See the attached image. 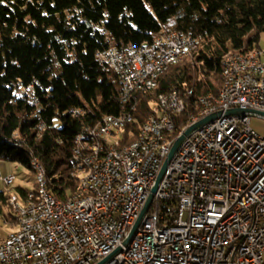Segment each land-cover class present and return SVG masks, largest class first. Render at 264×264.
Wrapping results in <instances>:
<instances>
[{
	"label": "built area",
	"instance_id": "1",
	"mask_svg": "<svg viewBox=\"0 0 264 264\" xmlns=\"http://www.w3.org/2000/svg\"><path fill=\"white\" fill-rule=\"evenodd\" d=\"M158 36L157 45L114 47L106 56L97 54L100 67L117 74L122 101L139 84L129 80V73L148 75L149 85L153 71L194 40L182 33L172 41ZM34 94L35 88L25 90L20 83V97L37 104ZM232 94L231 109L264 111V47L256 62H240ZM173 109H181L178 102ZM173 122V110L163 122H154L158 137ZM103 127L115 134L114 124ZM175 141L161 155L148 147L151 155L145 163L137 162L138 151L112 155L113 166L88 159L98 165L93 174L103 176L100 189L90 192L102 195L108 181L121 183L116 201L61 208L48 197L39 210H24L20 219H28V227L22 235L6 238L0 264H68L71 256H78V264H99L118 248L122 252L105 264H264V137L251 127L250 117H220L186 140L137 230L143 240L135 234L124 245ZM89 143L90 135L82 131L81 150ZM1 181L14 183L15 175ZM92 181L93 175L83 190Z\"/></svg>",
	"mask_w": 264,
	"mask_h": 264
},
{
	"label": "trees",
	"instance_id": "2",
	"mask_svg": "<svg viewBox=\"0 0 264 264\" xmlns=\"http://www.w3.org/2000/svg\"><path fill=\"white\" fill-rule=\"evenodd\" d=\"M163 31L199 38L202 47L163 74L157 89L140 95L133 111L121 100L117 74L103 70L97 54L148 45ZM263 34L264 0H0V162L33 171L38 158L51 193L67 201L80 187L74 147L85 127L132 112L123 133L130 143L160 95L193 89L174 118L176 140L201 117L197 100L221 92L223 57L262 48ZM20 83L36 84L37 104L20 97ZM27 194L18 188L22 200ZM9 200L0 192V219L16 218Z\"/></svg>",
	"mask_w": 264,
	"mask_h": 264
},
{
	"label": "bare ground",
	"instance_id": "3",
	"mask_svg": "<svg viewBox=\"0 0 264 264\" xmlns=\"http://www.w3.org/2000/svg\"><path fill=\"white\" fill-rule=\"evenodd\" d=\"M180 34L181 33L178 32L163 31L159 35H164V41H172L176 40ZM158 43L159 36L152 43L142 46L157 45ZM132 47L139 46L132 45ZM201 47V40L199 38H194L188 50L179 51L174 57H171L169 61L162 62V69L159 71H153V77H149V85H147L148 75H136V73H129V80H134V82H139V84L132 87V90L128 93V98L122 102L130 104L132 110L134 111L140 95H145L157 89L163 74H165L172 66L177 65L186 58L190 57L194 52L200 51ZM259 50L260 48L246 54L231 52L223 57L222 90L217 96H201L197 100L199 101L197 103L201 108V117L193 118L192 124L195 123V121H199L200 119L209 116L210 113L220 111L223 105L224 109H231V103L233 102L232 90L233 83H235L236 68L240 67L241 61L256 62L259 57ZM108 51L109 49L99 52V56H106ZM34 88H36L35 83L28 86H24L22 84V89L32 90ZM194 96L195 92L193 89H189L185 95H181L178 90H173L168 94L160 95L158 104L154 106L152 114L142 126L138 137L129 144H124L122 139L125 129L134 121L132 112H127L119 116H105L102 121L95 126L85 127L82 131L83 134L90 135V143L81 150V131L75 139L74 147V151H77V155L74 153V168L80 177V187L78 192L67 201H62L51 193L48 187L45 168L40 163L38 158H33L31 164L37 175V193L28 192L27 197L24 200H22L18 195H13L12 200H10V204L19 219V224L18 230L10 233V235H22L24 228L28 227V219H20L24 218V210L31 208L32 210H39L41 205L47 204L48 197L53 199L55 204L61 208H74L75 205L83 204L99 205L106 202H115L116 198L121 194V183L108 181L107 189L102 190V195L90 192L100 189V183H103V176H100V174H93V172H98V165H93V162L88 161V159L96 158L97 164L113 166V159H111L112 155L117 157H127L130 152L138 151L137 162L145 163L148 156L151 155V148L148 147H152L153 155H161L163 147H167L170 141H174L173 134L176 129L175 121L171 125H167L164 129H161L159 137L157 125H154V122H163V120H166V114L171 110H173L174 118L175 116L183 113L187 107L188 101H190L189 97L192 98ZM177 102L178 108L181 109H173ZM37 112L40 113V110H37ZM127 117H129L128 120ZM122 122H126V124ZM104 123L114 124L115 134L111 132L110 129L103 127ZM39 129L42 130L44 128ZM117 135H120L121 140H119ZM91 175H93V181L88 184V191L83 190L88 183V180L91 179ZM12 185L13 183H6L5 186L11 187ZM136 240H143V232L136 233ZM4 247H7L6 239L0 243V248ZM68 264H78V256L69 257Z\"/></svg>",
	"mask_w": 264,
	"mask_h": 264
},
{
	"label": "water",
	"instance_id": "4",
	"mask_svg": "<svg viewBox=\"0 0 264 264\" xmlns=\"http://www.w3.org/2000/svg\"><path fill=\"white\" fill-rule=\"evenodd\" d=\"M229 116H238V117H255V118H261L264 119V111H260V110H256V109H245V108H237V109H227V110H223V111H218L216 113L210 114L207 117H204L203 119H200L199 121L191 124L182 134L179 135V137L176 139V141L174 142L169 155L167 156L161 171L159 172L156 181L151 189V192L145 202V205L140 213V215L138 216L135 224L133 225L131 231L129 232L126 240L124 241V245L128 246L129 243L131 242V240L133 239V237L135 236V234L137 233L138 228L142 225L146 214L148 213L155 194L157 193L160 184L167 172V169L169 167V164L171 163V161L173 160V158L176 156V154L178 153V151L180 150V148L182 147V145L186 142V140L188 138H190L193 134H195L197 131H199L200 129H202L204 126L214 122L215 120H217L220 117H229ZM120 252H122V248H118L117 250H115L112 254H110L108 257H106L102 262H100L99 264H105L107 262H109L113 257H115L117 254H119Z\"/></svg>",
	"mask_w": 264,
	"mask_h": 264
},
{
	"label": "rangeland",
	"instance_id": "5",
	"mask_svg": "<svg viewBox=\"0 0 264 264\" xmlns=\"http://www.w3.org/2000/svg\"><path fill=\"white\" fill-rule=\"evenodd\" d=\"M261 47H264V34L261 38ZM41 125V124H40ZM40 127V126H39ZM251 127L261 136L264 137V119L261 118H251ZM124 137V136H123ZM123 143H124V139ZM129 144V143H124ZM4 164L6 168L10 169V174L15 175L16 180L14 181L13 185L11 187H6L5 184L1 181L2 174L0 176V192H4L11 196L12 194L18 195V188H22L27 192H33L37 185V179H36V171H30L28 168L24 167L23 165L7 161V160H1L0 165ZM3 165V168H4ZM2 170H0L1 173ZM38 189V185H37ZM19 196V195H18ZM10 202V200H9ZM7 212V211H6ZM14 216L17 215L15 211L13 210ZM13 216H7L6 220L3 218L0 219V243L4 241L10 233L15 232L18 230L15 226L19 224V219H16ZM16 222V225H13V223Z\"/></svg>",
	"mask_w": 264,
	"mask_h": 264
},
{
	"label": "crops",
	"instance_id": "6",
	"mask_svg": "<svg viewBox=\"0 0 264 264\" xmlns=\"http://www.w3.org/2000/svg\"><path fill=\"white\" fill-rule=\"evenodd\" d=\"M3 165L4 164L0 165V170H2L1 171L2 176L11 175L10 174L11 173L10 169L6 168L5 165H4V168H3Z\"/></svg>",
	"mask_w": 264,
	"mask_h": 264
}]
</instances>
